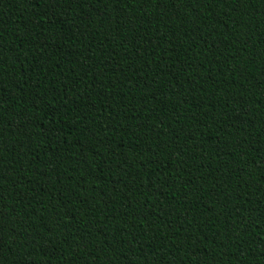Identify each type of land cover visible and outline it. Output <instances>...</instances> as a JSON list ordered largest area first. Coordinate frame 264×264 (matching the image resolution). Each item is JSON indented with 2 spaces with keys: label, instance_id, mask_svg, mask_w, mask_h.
<instances>
[{
  "label": "trees",
  "instance_id": "trees-1",
  "mask_svg": "<svg viewBox=\"0 0 264 264\" xmlns=\"http://www.w3.org/2000/svg\"><path fill=\"white\" fill-rule=\"evenodd\" d=\"M0 264H264V0H0Z\"/></svg>",
  "mask_w": 264,
  "mask_h": 264
}]
</instances>
